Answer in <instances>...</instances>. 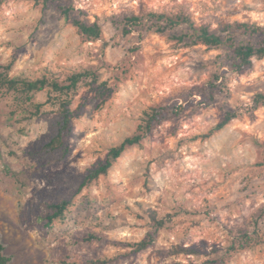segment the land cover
<instances>
[{"label": "rangeland", "instance_id": "1", "mask_svg": "<svg viewBox=\"0 0 264 264\" xmlns=\"http://www.w3.org/2000/svg\"><path fill=\"white\" fill-rule=\"evenodd\" d=\"M63 9L97 23L101 39L85 40ZM153 15L220 34L234 22L264 24V0H0V66L10 67L9 78L66 85L75 73L97 77L79 82L62 147L50 153L62 122L51 88L28 97L0 89L7 264H264V106L251 110L264 93V57L228 71L223 49L174 40L189 33L185 24L159 33ZM134 16L143 22L125 27ZM215 76L223 88L210 100L203 88ZM153 109L164 116L143 133ZM226 110L239 117L214 132ZM135 135L139 145L82 186L111 148ZM62 201L71 206L48 227L47 205ZM148 211L164 219L161 228ZM147 234L154 244L137 251ZM244 235L250 246L242 247ZM175 247L185 251L172 254Z\"/></svg>", "mask_w": 264, "mask_h": 264}, {"label": "trees", "instance_id": "2", "mask_svg": "<svg viewBox=\"0 0 264 264\" xmlns=\"http://www.w3.org/2000/svg\"><path fill=\"white\" fill-rule=\"evenodd\" d=\"M63 15L67 20H70L72 25L77 28L80 35L89 42L99 41L102 36V31L97 23H84L76 18H71L67 9H63ZM71 18V19H70ZM151 19L154 20L152 26L156 28V31L163 33L168 30H173L178 26L185 24L189 26V33L174 35L173 39L179 42H183L185 39L189 40V44L197 45L201 44L210 49H223L226 53V57L229 60L227 65L228 71L242 73L252 68L253 59L264 57V24L259 25L256 23H240L234 22L224 27L223 32L217 34L209 30L205 26L195 27L188 19L182 17H167L165 15H153ZM125 27L129 26L130 29L143 22L140 17H129L124 20ZM253 38H257L256 43L252 42ZM0 89L6 88L9 91H13L19 94L28 95L34 94L43 90L45 87H50L52 93L51 97L61 107V128L56 135L45 148L48 149V153L54 152L62 147L61 133L66 130L70 122V111L68 109L71 95L77 90L79 82L83 78H90L92 82L97 81V77L90 71H83L81 73L72 74L67 79V84H58L56 82L49 83L46 78L35 81H27L23 79L9 78L8 72L10 67L0 66ZM215 83H208L203 91V94L210 100L214 99L216 90L223 88V84L220 81V76H215ZM251 110H255L259 106H264V93L256 94L252 100ZM41 105H36L35 112L38 114ZM159 109H153L151 113L146 115L145 124L141 127L143 133H147L150 130L152 122H159L162 116H164ZM166 115H175L174 111H166ZM239 117V113L233 110H226L224 112L223 119L215 126L214 132L223 129L234 119ZM142 136L135 135L125 138L118 146H115L109 150L107 159L104 163H99L90 169L84 176L82 186L89 185L96 181L100 176H104L108 173L113 163L121 157L124 151L132 146L139 145L141 143ZM65 152V149H64ZM71 203L69 201H62L60 203H50L47 205L48 212L45 215L46 225L49 227L52 223L61 219L67 213ZM150 218L153 222V228L159 229L164 225V219H158L154 211H148ZM245 246H250L251 238L244 235ZM90 239H95L93 235H90ZM154 234H147L139 243L135 245L137 251H143L148 249L154 244ZM183 248L175 247L172 250V254H180L184 252ZM8 259L4 255V247L0 243V264H7ZM211 262H206L210 264ZM86 264H107L105 260L89 259Z\"/></svg>", "mask_w": 264, "mask_h": 264}]
</instances>
